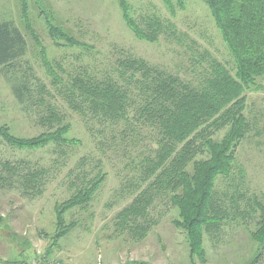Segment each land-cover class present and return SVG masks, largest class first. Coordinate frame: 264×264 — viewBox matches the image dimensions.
Here are the masks:
<instances>
[{
	"label": "rangeland",
	"instance_id": "obj_1",
	"mask_svg": "<svg viewBox=\"0 0 264 264\" xmlns=\"http://www.w3.org/2000/svg\"><path fill=\"white\" fill-rule=\"evenodd\" d=\"M126 2L130 17L156 40H141L134 34L124 19L120 0H0V22L12 23L27 43L25 55L15 66L0 72V128L19 139L46 133L48 128L39 123L44 114L37 102L41 93L71 125L64 138L79 142L75 146L50 144L19 150L0 137V241L7 247L10 244L8 261L264 264V249L252 239L261 225L258 204H264V79H258L257 85L244 94L249 130L235 151L230 175L216 179V198L225 219L220 232L205 234L204 262L191 256L186 234L174 225L179 213L169 198L159 196L145 220L139 219L148 229L144 238L132 234V222L123 225L118 218L147 188L141 175L148 166L142 161L148 155L154 157V132L140 126L127 141L114 142L112 136L120 131L118 127L108 129L90 123L89 117L72 110L55 88L47 63L65 81L112 78L122 83L116 71L120 62L129 59H139L193 87L213 79L216 65L232 76L236 73L234 58L204 0ZM49 18L77 44L55 40L47 27ZM24 77L31 94L19 103L12 86ZM43 87L45 92H41ZM130 117H134L133 110ZM227 133L225 128L213 139L220 142ZM132 138L138 139L136 144ZM209 158L205 154L196 160ZM187 171L193 175L192 165ZM30 174L37 175V182L27 185L24 178ZM101 174L105 179L93 200L63 216L65 226L76 227L53 243L58 232L56 208Z\"/></svg>",
	"mask_w": 264,
	"mask_h": 264
},
{
	"label": "trees",
	"instance_id": "obj_2",
	"mask_svg": "<svg viewBox=\"0 0 264 264\" xmlns=\"http://www.w3.org/2000/svg\"><path fill=\"white\" fill-rule=\"evenodd\" d=\"M165 1L171 4L172 0ZM204 1L234 58L235 76L216 65L212 72L213 79L208 78L201 86L193 87L157 68L149 67L139 59H129L120 62V69L116 71L122 83L112 78L92 80L76 77L72 81H65L59 79L47 63L54 76L55 88L72 110L89 117L90 123L97 122L108 129L118 127L120 131L112 136L114 142L127 141L128 135H135L140 126L152 128L154 135L151 138L157 149L152 151L154 157L148 155L142 161L143 165L148 166L141 175L142 183L147 188L118 218L123 225L132 222V234L144 238L148 229L141 226L139 219L145 220L147 210L159 196L169 198L179 213L174 225L186 234L191 256H196L202 262L206 255L205 234L220 232L225 219L216 198V179L230 175L236 161L235 151L249 130L245 117L247 98L244 94L257 85L258 79H264V0ZM120 5L128 27L139 39L156 40L130 17L126 0H120ZM47 27L55 40L77 44L50 18L47 19ZM26 49L24 34L12 23L0 22V72L13 68L16 61L25 55ZM138 75L140 79H137ZM27 85L24 77L12 86L19 103L24 101L27 93L31 94V91H27ZM43 91H46L44 87ZM39 95L37 102L44 109L39 123L46 126L48 131L33 139H19L7 129L0 128V137L19 150H36L50 144L59 147L79 144L75 139L64 138L70 133L71 125L65 123V116L56 107L46 102L41 93ZM131 110L134 111L133 118L130 117ZM225 128H228V133L220 142H216L214 134ZM131 140H134V144L138 141ZM179 146L182 147L178 151ZM205 154L209 155L208 160H196L197 156ZM190 165L193 175L187 171ZM36 178V174H30L24 178L25 184L36 183ZM104 179L105 175H99L71 200L56 208L58 232L53 243L76 227L74 224L65 226L64 214L87 206ZM258 205L262 213L261 225L252 239L264 249V204ZM2 221L0 216V224ZM122 224L123 228L127 227Z\"/></svg>",
	"mask_w": 264,
	"mask_h": 264
},
{
	"label": "crops",
	"instance_id": "obj_3",
	"mask_svg": "<svg viewBox=\"0 0 264 264\" xmlns=\"http://www.w3.org/2000/svg\"><path fill=\"white\" fill-rule=\"evenodd\" d=\"M2 227H0L1 229ZM3 230H1L2 232ZM6 238L8 239L7 235ZM11 250H10V244L9 247L3 245V243L0 241V264H11L10 261V256H11Z\"/></svg>",
	"mask_w": 264,
	"mask_h": 264
}]
</instances>
